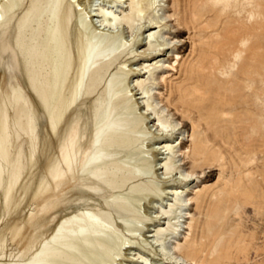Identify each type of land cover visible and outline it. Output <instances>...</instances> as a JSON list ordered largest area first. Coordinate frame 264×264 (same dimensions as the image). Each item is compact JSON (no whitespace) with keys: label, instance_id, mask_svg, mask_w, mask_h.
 I'll use <instances>...</instances> for the list:
<instances>
[{"label":"rangeland","instance_id":"obj_1","mask_svg":"<svg viewBox=\"0 0 264 264\" xmlns=\"http://www.w3.org/2000/svg\"><path fill=\"white\" fill-rule=\"evenodd\" d=\"M101 1L114 6V10L128 6V1ZM35 2H39L38 11L48 8L44 15L36 16L41 27L55 15L52 6L59 3L57 0H14L0 21L3 86L0 88V160L8 158L11 167L0 189V240L18 249L26 248L39 235L38 228L44 237L53 235L63 222L64 195L73 204L79 202L74 191L79 190L80 183L74 182L68 174L58 180L50 172L61 156L66 138L76 133V121L87 119L89 104L83 102L67 125L64 122L57 131L51 128L53 140L46 153L32 162L36 144L42 147L46 136L44 127L39 124L33 127L37 120L31 113L26 94L31 82L40 84L44 62L43 28L34 34L29 32L34 20L29 13ZM157 9L159 13L151 9L150 14L163 16L164 20L158 25L171 43L155 55H144L140 52L147 48L146 27H137L136 38L141 40L136 48L140 55L130 52L121 59L115 56L114 64L109 66L108 80L124 59L136 68L148 59L152 60L146 63H152L156 57L160 63L153 76L155 99L165 109L167 120L177 122L182 128L171 140L179 143L177 155L184 159L185 170L192 166L186 154L192 148L193 122L201 136L208 140L209 158L192 180L178 182L171 178L168 183H160V186L183 187V197L187 200L203 190L200 206L194 200L183 206L176 232L172 233V228L163 231L166 245L185 243L188 223L194 215L192 238L200 250L202 264H264V0H160ZM118 34L133 39L128 28L123 27ZM90 58L85 67L82 96L93 70L103 63V60L96 61L99 58L94 52ZM179 86L188 92L184 103L178 98ZM201 106L205 113L203 119ZM7 115L11 118L10 127ZM215 129L219 132L217 136ZM214 153L219 154L221 166L213 163ZM44 172L52 177L53 186L48 190H33L26 196V187L33 180L39 183ZM156 178L150 175L148 180L156 181ZM158 193L155 197L167 205L171 195L161 190ZM151 197L154 196L145 198L140 207L145 218L141 222L144 230L138 235L141 242L146 240L150 228L166 222L152 219L157 213L150 203ZM84 199L89 200V197ZM212 209L217 210L207 217L208 210ZM148 212H152L151 215ZM207 219L216 230L217 244L212 236L208 237ZM141 250L162 264H190L173 262L171 255L157 254L147 244ZM121 253L120 260L112 264H126L130 252L123 249Z\"/></svg>","mask_w":264,"mask_h":264},{"label":"bare ground","instance_id":"obj_2","mask_svg":"<svg viewBox=\"0 0 264 264\" xmlns=\"http://www.w3.org/2000/svg\"><path fill=\"white\" fill-rule=\"evenodd\" d=\"M116 1H128L127 8L114 10V6L102 4L100 0H57L59 3L52 6L55 15L41 27L36 16L39 13L44 15L48 8L36 10L39 2L31 8L29 15L34 20L29 32L34 34L43 28L44 62L40 84L31 82L25 90L31 113L37 120L33 127L39 124L46 132L44 145L36 144L32 162L46 153L53 140L51 128L57 131L64 122L67 125L70 116L81 108L83 102H89L87 119L76 121V133L66 138L61 156L50 172L58 180L68 174L74 182L80 183L79 190L74 191L79 202L73 204L67 195L63 196V222L51 237H44L38 228L39 235L24 249L0 240V264H112L120 260L123 249L130 252L126 264H162L141 250L146 244L157 254L171 255L173 262L202 264L200 250L192 238L194 215L188 223L185 243L178 241L167 246L163 231L172 228V233L176 232L183 206L191 200L200 206L203 190H198L195 197L187 200L183 197V187L160 186V183H168L171 178L178 182L192 180L197 169L203 168L209 158L208 140L201 136L193 122L192 148L186 154L191 158L192 166L185 170L184 159L177 155L179 143L174 144L176 140H171L182 128L177 122L167 120L165 109L155 99L153 76L160 63L156 57L152 63H146L152 60L148 59L136 68L124 59L108 80L111 75L109 66L114 64L115 56L121 59L130 52L140 55L136 48L141 40L136 38L137 27H146L147 48L140 52L144 55H155L171 43L162 32V26L158 25L164 20L163 16L150 14L151 9L159 13L160 0ZM13 2L0 0V21L7 6ZM123 27L130 29L133 39L118 34ZM92 52L99 58L96 61L103 60V63L93 70L82 96L85 67ZM162 77L165 80V76ZM187 94L183 86L178 87L181 103ZM199 110L203 119L204 107ZM7 120L10 127L9 115ZM215 133L216 136L219 134L216 129ZM212 159L216 166H221L218 153H214ZM10 169L8 158L0 160V189ZM150 175H156V181H149ZM52 177L44 172L39 183L33 180L26 187V196L33 190L50 189ZM160 190L171 195L167 198V205L156 198ZM150 196H154L150 203L157 213L152 219L166 222L150 228L146 240L141 242L138 235L144 230L141 222L145 218L140 207ZM88 197L89 200L84 199ZM214 210H208L207 217ZM206 225L208 237L212 236L217 244L218 237L210 219L206 220ZM203 237L204 232L201 239Z\"/></svg>","mask_w":264,"mask_h":264}]
</instances>
